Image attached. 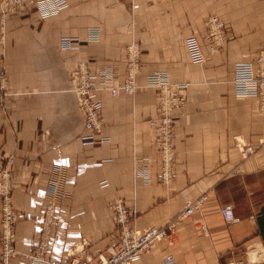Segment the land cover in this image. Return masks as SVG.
<instances>
[{
    "label": "crops",
    "instance_id": "obj_1",
    "mask_svg": "<svg viewBox=\"0 0 264 264\" xmlns=\"http://www.w3.org/2000/svg\"><path fill=\"white\" fill-rule=\"evenodd\" d=\"M66 1V9L47 19L28 2L23 13L2 22L7 95L0 92V171H10L11 202L19 214L16 248H33L47 184L59 165L74 193L56 207L50 259L106 254L117 235L108 208L116 200L144 229L164 226L185 200L207 195L202 208L178 225L172 244L158 243L135 264H164L167 255L174 264H226L244 259L252 244L262 250L254 264H264V114L257 98H236L232 84L235 63L254 61L264 48V0ZM211 16L224 25V41L213 52L204 39ZM90 27L100 29V39L86 53L58 48L62 36L82 40ZM190 37L202 47L201 64L189 60ZM132 42L140 48L139 88L132 96L100 93L102 133L109 142L85 146L69 71L78 62L91 69L112 65L114 84L121 83L124 47ZM159 71L183 86L187 97L174 122L177 176L170 184L155 178L160 164L149 120L158 115V91L145 87L146 76ZM136 170L147 172L150 182L136 177ZM227 204L238 219L231 225L220 212ZM8 264L31 263L18 255Z\"/></svg>",
    "mask_w": 264,
    "mask_h": 264
},
{
    "label": "built area",
    "instance_id": "obj_2",
    "mask_svg": "<svg viewBox=\"0 0 264 264\" xmlns=\"http://www.w3.org/2000/svg\"><path fill=\"white\" fill-rule=\"evenodd\" d=\"M35 9L38 15L44 19L59 14L66 9V0H0V43L2 37V22L9 15L21 14L27 9V3ZM208 33L206 38L210 51H215L216 45L224 41L223 24L217 17L208 18ZM100 39V29L90 27L86 30L84 39L77 36H62L58 41V48L62 51L83 52L88 51L91 43ZM185 47L192 64H201L205 61V55L198 40L195 37L187 38ZM125 74L122 82L114 84L115 74L112 66H104L91 69L87 62L76 63L68 74V87L74 93L76 106L84 121L83 134L80 139L85 146L101 145L109 142V138L102 133V98L101 92L107 91L112 96L120 93L132 96L135 94V77L140 72V48L138 43L132 42L124 47ZM258 64L237 62L234 66L232 84L234 95L238 99L255 97L258 99V108L264 114V48L259 52ZM7 78L2 65H0V92L3 97L6 93ZM147 85L156 87L158 117L149 121V128L155 134L153 146L158 151L160 168L155 178L164 184H170L177 176L173 168L174 146L176 137L174 122L176 112L184 108L187 97L182 94L183 86H173L169 81L167 72H154L147 76ZM248 153L253 152L249 147ZM13 160L7 161L11 165ZM136 177L144 182H150L147 172L136 170ZM66 168L56 165L53 167L51 177L47 184L45 203L42 207V219L39 232L31 251L21 252L16 246L15 226L19 220V214L14 210L11 202L10 171H0V262L8 264L9 260L21 255L31 264H59L61 262L50 259L48 252L52 240L55 238L54 219L56 207L63 199L72 197L74 188L66 184ZM106 183H102L101 187ZM207 200V195H201L195 199L184 201V208L176 217L169 220L162 227L137 228L132 223L134 214L127 208L122 200L112 202L108 208L113 212L116 221L117 235L111 243L106 254H100L94 260L81 259L71 256L62 264H135L150 253L158 243L165 241L172 244L178 225L199 211ZM221 215L226 225L238 221L234 215L233 206L223 205L220 208ZM84 242V241H83ZM85 243V242H84ZM259 249L256 245H249L245 249V258L230 260L226 264H254L261 260V249L256 250L255 259L250 258V251ZM164 264H174L171 255L163 259Z\"/></svg>",
    "mask_w": 264,
    "mask_h": 264
},
{
    "label": "bare ground",
    "instance_id": "obj_3",
    "mask_svg": "<svg viewBox=\"0 0 264 264\" xmlns=\"http://www.w3.org/2000/svg\"><path fill=\"white\" fill-rule=\"evenodd\" d=\"M30 6H31V3H30ZM63 11V10H62ZM52 17V16H51ZM41 18V17H40ZM49 18V17H48ZM42 19V18H41ZM44 19H47V18H44ZM221 22V21H220ZM222 23V22H221ZM223 24V23H222ZM223 27H224V25H223ZM204 39H207L206 37H204ZM208 41V40H207ZM225 46V45H224ZM224 48V47H223ZM259 53V52H258ZM257 60H258V57L254 60V61H250V62H243V63H254L255 65H257L258 64V62H257ZM236 64V63H235ZM112 66V65H111ZM235 66V65H234ZM234 66H233V69H232V79H233V75H234ZM113 70H115L114 68H113ZM124 74H125V72H124ZM139 74V73H138ZM138 74L136 75V77H138ZM148 76V75H147ZM147 76H146V83H145V87H151V86H148L147 85ZM121 77V76H120ZM136 77H135V80H136ZM120 79V78H119ZM170 81V80H169ZM122 82V81H121ZM67 84H68V81H67ZM118 84H120V83H118ZM118 84H116V85H118ZM172 84V83H171ZM135 85H136V83H135ZM173 85V84H172ZM173 86H177V85H173ZM139 88V86H137L136 85V90ZM153 88H156V87H153ZM157 89V88H156ZM68 90H69V87H68ZM157 91H158V89H157ZM74 94V93H73ZM157 94H158V92H157ZM75 96V95H74ZM75 100H76V98H75ZM157 111H158V109H157ZM102 112V111H101ZM157 117H158V115H157ZM154 118H156V117H154ZM154 118H152V119H154ZM151 120V119H150ZM149 120V121H150ZM101 121H102V119H101ZM83 126H84V122H83ZM175 131V130H174ZM173 146H174V142H173ZM156 175V174H155ZM161 183V182H160ZM164 184V183H163ZM197 212V211H196ZM171 220V219H170ZM259 249H261V248H259ZM258 249V250H259ZM261 251V253H262V250H260ZM252 253V252H251ZM252 256L254 257V258H256V256H257V251H254L253 253H252ZM261 256H262V254H261Z\"/></svg>",
    "mask_w": 264,
    "mask_h": 264
},
{
    "label": "rangeland",
    "instance_id": "obj_4",
    "mask_svg": "<svg viewBox=\"0 0 264 264\" xmlns=\"http://www.w3.org/2000/svg\"><path fill=\"white\" fill-rule=\"evenodd\" d=\"M256 250H258V249L256 248L255 251H256ZM251 252L253 253L254 250L250 251V258L253 260V259H255V258L252 256V253H251ZM260 259H261V258H260ZM59 264H62V263H59Z\"/></svg>",
    "mask_w": 264,
    "mask_h": 264
}]
</instances>
